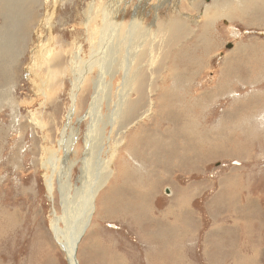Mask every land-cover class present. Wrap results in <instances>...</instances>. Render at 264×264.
I'll return each instance as SVG.
<instances>
[{"label": "rangeland", "instance_id": "obj_1", "mask_svg": "<svg viewBox=\"0 0 264 264\" xmlns=\"http://www.w3.org/2000/svg\"><path fill=\"white\" fill-rule=\"evenodd\" d=\"M26 18L0 84V264H69L54 228L71 240L96 187L79 264H264V0Z\"/></svg>", "mask_w": 264, "mask_h": 264}, {"label": "bare ground", "instance_id": "obj_2", "mask_svg": "<svg viewBox=\"0 0 264 264\" xmlns=\"http://www.w3.org/2000/svg\"><path fill=\"white\" fill-rule=\"evenodd\" d=\"M36 0H0V12L4 13L3 15H5L6 21L5 22V26L6 28L2 27L0 29V74L5 77V80H1L0 84L3 86L4 84H8L11 81V69L9 71V69L12 67L13 64H15V60L17 58V55L20 51V46H22V37L19 41V39L16 37L18 28H21L19 26L23 25L25 23V18H26V6L29 3H33ZM241 1V0H240ZM251 1V0H250ZM243 2V1H242ZM227 4V2H225ZM247 5L244 7L246 9L247 6H249L250 3H246ZM258 4V3H257ZM243 6V5H242ZM232 8V7H231ZM208 16V15H207ZM28 17V16H27ZM213 17V16H211ZM88 18V17H87ZM27 19V18H26ZM29 19V18H28ZM88 21V20H87ZM110 21V20H109ZM30 22V21H29ZM210 23V22H209ZM6 29L7 32H3L2 30ZM23 29V28H21ZM16 33V34H15ZM20 36V35H19ZM110 36V35H109ZM108 38V37H107ZM110 39V38H109ZM108 39V40H109ZM208 39V38H207ZM128 40V39H127ZM214 44V43H213ZM208 46V45H207ZM74 57H76L74 55ZM77 59V58H76ZM75 59V60H76ZM4 79V78H3ZM76 80V79H75ZM8 87V86H7ZM4 88V86H3ZM76 88V87H75ZM5 91V89H4ZM187 93V92H185ZM6 94V93H5ZM4 95V94H2ZM179 95V94H178ZM189 95V94H188ZM187 95V96H188ZM198 95V94H197ZM75 95H72V101L75 100ZM4 97V96H2ZM7 97V96H5ZM4 97V98H5ZM191 98V97H190ZM188 108V107H187ZM189 110V109H188ZM70 114L71 111L68 113V117L70 120ZM179 116L183 117L181 114H179ZM178 116V117H179ZM180 117V118H181ZM179 118V121H181V119ZM187 121V120H186ZM183 122V121H181ZM70 125V124H69ZM67 126V125H65ZM67 129V128H66ZM190 133V131L188 133H180L179 136L182 135V137L188 136ZM66 132H65V128L63 131V140L62 142H64V139L66 138ZM192 135V133H191ZM190 136V135H189ZM191 138V137H190ZM103 170V169H102ZM104 177V176H103ZM86 181V180H85ZM102 183V182H101ZM102 185V184H101ZM99 186V185H98ZM96 187V186H95ZM99 189L96 187L94 190L91 191V195H90V200L85 204V208H83V212L81 214V217L77 218V225L75 226V233L74 236L71 240H66L65 235L62 234L61 229H55L54 228V232H55V236L59 241V244L61 245L62 249L64 250V252L66 253L67 256V260L69 262V264H77L76 263V250L77 247L80 243V240L82 238V236L85 234L86 229L88 228L92 214L94 212V198L96 197L97 193H98ZM148 195V194H147ZM146 197V196H145ZM140 197H138L139 199ZM141 200L143 199L142 197L140 198ZM84 200V199H83ZM138 202V201H137ZM139 203V202H138ZM83 205V204H82ZM81 205V206H82ZM78 209V207H77ZM79 210V209H78ZM75 211V210H74ZM136 212V211H135ZM133 212V213H135ZM74 212H71L70 215H72ZM73 224V223H72ZM76 258V260H75ZM78 261V260H77ZM79 264V262H78Z\"/></svg>", "mask_w": 264, "mask_h": 264}, {"label": "crops", "instance_id": "obj_3", "mask_svg": "<svg viewBox=\"0 0 264 264\" xmlns=\"http://www.w3.org/2000/svg\"><path fill=\"white\" fill-rule=\"evenodd\" d=\"M233 46H234V45H233ZM250 56H251L250 54L247 55V56H246V59H247V60H250ZM230 57H231V59H234V58H235L234 55H231ZM254 61L257 63V65L254 67V69H253L252 71H257L256 69L259 67V64L263 65V63H264V56L260 55V56H258ZM261 65H260V67H261ZM259 69H260V68H259ZM257 210H259V209H257Z\"/></svg>", "mask_w": 264, "mask_h": 264}, {"label": "water", "instance_id": "obj_4", "mask_svg": "<svg viewBox=\"0 0 264 264\" xmlns=\"http://www.w3.org/2000/svg\"><path fill=\"white\" fill-rule=\"evenodd\" d=\"M232 46H233V44L230 43V44L227 45V48H231ZM50 185H51V183H50ZM75 260H76V258H75ZM76 263L78 264V261L77 260H76Z\"/></svg>", "mask_w": 264, "mask_h": 264}]
</instances>
